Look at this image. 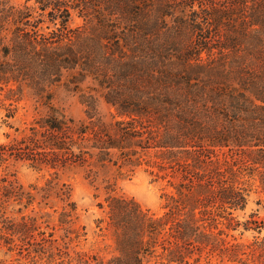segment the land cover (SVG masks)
Listing matches in <instances>:
<instances>
[{"label": "trees", "instance_id": "obj_1", "mask_svg": "<svg viewBox=\"0 0 264 264\" xmlns=\"http://www.w3.org/2000/svg\"><path fill=\"white\" fill-rule=\"evenodd\" d=\"M74 16L81 22L72 25ZM5 86L15 100L28 89L46 110L0 143V165L46 169L51 178L38 191L61 202L47 231L33 215L12 218L11 201L26 208L34 193L1 175L5 252L26 249L48 264H148L152 256L160 264H264V217L234 215L248 201L243 177L256 176L264 190V0H0ZM60 86L82 91L84 118L54 106ZM143 162L173 188L161 194L163 212L108 193L96 223L116 253H70L85 231L73 227L77 205L58 175L83 169L96 179L98 167ZM221 224L252 238L226 239ZM203 252L221 259L201 263Z\"/></svg>", "mask_w": 264, "mask_h": 264}, {"label": "rangeland", "instance_id": "obj_2", "mask_svg": "<svg viewBox=\"0 0 264 264\" xmlns=\"http://www.w3.org/2000/svg\"><path fill=\"white\" fill-rule=\"evenodd\" d=\"M12 1L20 3L23 0ZM80 22L81 18L74 16L71 24L74 25ZM81 93L82 91L60 86L54 91L52 103L74 119H82L85 117L84 110L86 106L82 103ZM6 95L7 87L0 88V143H8L13 137H18L27 129V126L35 117L43 114L46 110V105L42 104L28 89L23 90L21 98L18 100L10 99ZM10 102L11 105H9ZM8 107H15L12 116L9 115ZM99 107L102 114L109 116L107 109L109 106L101 103ZM96 170L98 171L96 179L86 170L75 169L60 173L57 180L59 183L66 182L71 185V199L77 205L73 227L79 230L80 233L85 231L69 245L70 253H73V250L84 251L89 255H97L106 260L113 256L116 251L108 231L97 226L96 220L105 216L103 208L99 207L98 203L105 205V196L108 193L124 194L134 197L142 206L160 214L163 212L162 205L164 203L161 194L173 188L167 185L166 179L156 177V167L145 162L138 166H123L122 168L109 165L98 167ZM5 174L9 178L16 179L24 189H29L34 193L32 203L26 208L22 207L23 204L18 203L16 200L11 201L6 209V214L15 219H19L21 215H33L36 217L37 224L40 225L41 229L50 230L46 223L49 225L56 223L57 212L54 209L59 210L61 202L54 195L43 200L41 197L42 192L38 191V188L44 186L46 180L51 178L49 171L46 169L38 170L25 161L12 163L9 161L7 167L3 164L0 165V176ZM241 180L249 188V196L245 208L235 211L234 215L241 221L248 218L251 212H256L258 218H263L264 190L261 188L257 177L245 176ZM108 182L114 183L113 191L105 187ZM33 186H36L37 190L33 189ZM19 207L22 209L19 210ZM219 227L224 228L226 234L223 233L222 237L226 239H231L234 236L238 241H249L253 235V232L249 230L244 231L242 226L235 230L226 229L222 224ZM54 234V236H58L60 230L56 229ZM5 249V247L0 248L1 264H48L46 257H31L26 249H22L21 254L17 252V249L8 252H5ZM208 259L211 262H217L221 258L215 254L206 256V253L203 252L200 262L205 263ZM225 259H223V264H227ZM50 264L58 263L52 262ZM63 264H75V262ZM89 264H94V262L91 261ZM148 264L160 263L156 257L152 256Z\"/></svg>", "mask_w": 264, "mask_h": 264}]
</instances>
